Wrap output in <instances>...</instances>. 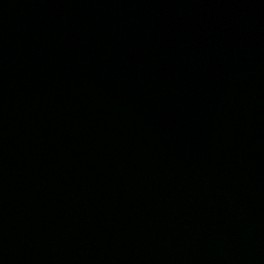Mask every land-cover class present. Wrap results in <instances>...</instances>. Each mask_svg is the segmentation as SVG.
Returning a JSON list of instances; mask_svg holds the SVG:
<instances>
[{
  "label": "water",
  "instance_id": "95a60500",
  "mask_svg": "<svg viewBox=\"0 0 264 264\" xmlns=\"http://www.w3.org/2000/svg\"><path fill=\"white\" fill-rule=\"evenodd\" d=\"M0 264H264V0H0Z\"/></svg>",
  "mask_w": 264,
  "mask_h": 264
}]
</instances>
